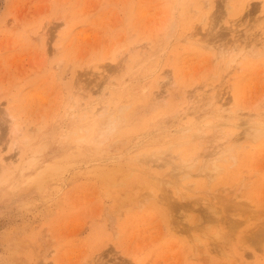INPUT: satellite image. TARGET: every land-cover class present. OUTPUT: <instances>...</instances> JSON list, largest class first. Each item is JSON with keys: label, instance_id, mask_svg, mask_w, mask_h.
<instances>
[{"label": "rangeland", "instance_id": "374dc122", "mask_svg": "<svg viewBox=\"0 0 264 264\" xmlns=\"http://www.w3.org/2000/svg\"><path fill=\"white\" fill-rule=\"evenodd\" d=\"M228 1L0 0V264H264V0Z\"/></svg>", "mask_w": 264, "mask_h": 264}, {"label": "bare ground", "instance_id": "6f19581e", "mask_svg": "<svg viewBox=\"0 0 264 264\" xmlns=\"http://www.w3.org/2000/svg\"><path fill=\"white\" fill-rule=\"evenodd\" d=\"M228 0H226V2H227ZM229 2V1H228ZM227 2V3H228ZM225 8H227V5L225 4ZM232 10V6H230V11ZM260 45V44H259ZM262 46H263V44H261ZM239 47H240V45H238ZM238 46H235V47H238ZM249 49H250V52L251 53H253V52H255L256 53V51H253L257 46L256 45H253V44H249ZM235 49V50H234ZM234 49H232L231 50V52H232V55H231V57H230V61H229V63L227 64V67H229L231 64L230 63H233V62H235V59L236 58H240L241 56H243V53L242 52H244V51H246L245 50V48H234ZM237 49V50H236ZM255 53H253V54H255ZM219 54H221V53H219ZM131 83V82H130ZM117 119H118V116H112V117H110L109 118V120H107V127L104 129V130H102V132H106V134H110L111 132H112V130L115 128V126H116V124H115V122L117 121ZM213 123V122H212ZM101 124H103V123H101ZM220 124V123H219ZM219 124H217L214 128V138L213 139H216V138H219V139H222V140H225V141H228V139L231 137V136H233V134L231 133V132H226V131H224L222 128H223V126H221V125H219ZM248 124H249V127H247L246 128V130L243 132V134H242V137H244V138H249V139H252V140H256V139H258V138H260L263 134H264V128H263V126H262V122H261V120L260 121H253L252 120V122H248ZM224 125V124H223ZM225 129V128H224ZM71 132V131H70ZM69 132V133H70ZM71 134V133H70ZM70 134H68L67 136H66V139L68 138V136H70ZM241 136V135H240ZM181 137V135L180 136H178V137H176L177 138V140L178 141H176L175 139V142L173 143V142H169V141H167V142H169V144H168V146L167 147H165V149H163V151L164 152H158L156 155H154V157L156 156V158H157V160H164V158L166 157V155H167V153H168V155L169 154H172L174 157H176L177 156V158H179V154H181V150H179L178 149V146L180 145V141H179V138ZM234 137H236V138H234V140H232V142H229L231 145H233V146H231V145H217V146H215V149L217 150L216 152H215V154H214V156H216V157H214V158H209V157H207L206 158V160L207 161H205L204 162V165L202 164V166H201V168L203 169L202 170V172H205V173H207V172H212V171H215L216 172V170L218 169V167H217V165L214 163V161H218V160H222V159H225V158H232L233 156H234V148L233 147H235V146H240V143H239V140H240V138L238 137V134L237 135H235L234 134ZM228 143V142H227ZM174 146H176V148L174 149V151H173V153H172V150H173V147ZM156 152V151H155ZM145 158V157H144ZM180 162H182V163H185L186 161H184V160H180ZM209 165L211 166V168H213V169H211V168H209ZM141 166H143V165H141ZM188 167H190L191 168V166H188ZM177 204V203H176ZM176 204H174V205H172V208L173 209H181L180 207H182V206H180L179 204V207H177V205ZM239 204V203H238ZM232 206L231 205H226L225 204V208L226 209H228V210H231L230 208H231ZM243 207L245 208V206L243 205H240V206H238V211H241V212H243L244 211V209H243ZM171 208V207H170ZM233 208H235V207H232V210H233ZM209 209H215V208H209ZM225 209V210H226ZM215 211V213H217V210L215 209L214 210ZM236 211V210H235ZM213 213V212H212ZM212 216V215H211ZM230 226V225H229ZM231 226H233V224L231 223ZM230 226V227H231ZM257 234V233H256ZM255 234V235H256ZM221 237V235L220 234H218V233H215L214 235H213V238H215L216 240H221V241H219L218 243H220V242H222V240H225L224 238H220ZM257 238V237H256ZM226 241V240H225ZM217 243V242H216Z\"/></svg>", "mask_w": 264, "mask_h": 264}]
</instances>
